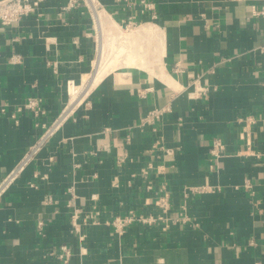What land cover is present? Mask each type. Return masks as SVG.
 Wrapping results in <instances>:
<instances>
[{
    "label": "crops",
    "instance_id": "1",
    "mask_svg": "<svg viewBox=\"0 0 264 264\" xmlns=\"http://www.w3.org/2000/svg\"><path fill=\"white\" fill-rule=\"evenodd\" d=\"M68 1L44 0L40 12L0 24V179L41 121L66 108L68 82L84 86L94 70L90 11ZM97 1L105 24L136 23L123 40L105 41L103 55L117 67L4 196L0 264H264V15L256 12L264 1ZM31 99L40 117L19 110ZM154 108L162 117L143 123ZM216 138L225 146L219 158ZM157 139L173 153L154 150ZM148 166L154 174L145 176ZM163 187L170 215L185 207V222L116 230L113 220L131 210L160 214ZM189 187L203 192L185 200Z\"/></svg>",
    "mask_w": 264,
    "mask_h": 264
},
{
    "label": "built area",
    "instance_id": "2",
    "mask_svg": "<svg viewBox=\"0 0 264 264\" xmlns=\"http://www.w3.org/2000/svg\"><path fill=\"white\" fill-rule=\"evenodd\" d=\"M43 1L44 0H0V24L4 26H12L16 23H19L24 17L28 15L40 12ZM144 4L146 7L151 8V4ZM81 5H84L90 11L91 17L93 19V26L98 41L97 59L103 56L105 47L104 43L106 40H112L114 38L117 40H123L125 36L122 31H127L130 26L135 25L136 23V20L134 18H129L128 20H124L123 24H117L114 21L111 22L112 24H105L103 12H100L102 10V6H100L97 0H69L67 8L72 9ZM256 12L264 15V6ZM116 26H118L119 29H115ZM88 83L89 81H86L84 86H78L72 81L68 82V93L70 100L66 108H64L62 112L57 115L56 118L50 124H46L45 122L41 121L40 125L42 126L43 131L41 132L39 137L26 151V153L18 162V164L0 179V205L7 191L11 188L12 184L19 178L21 173L33 161L36 155L44 148L46 143L62 128L64 122L70 119L72 115H74L77 106L79 107V105L86 101L88 93L85 95V93L83 94V92L84 88L88 85ZM74 85L79 87L76 93L78 94V96H81L82 99L80 100H77L73 97L71 87ZM22 108H31L32 110H34L35 115L38 117H40L44 113V111L38 107L35 100L32 99L26 102L24 106L19 107V110H22ZM164 111V108H154L145 116L143 123L154 124L162 117ZM12 117L17 122L16 115L13 114ZM224 147L225 146L223 142L220 139L216 138L211 147V153L216 158H219L224 153ZM153 149H160L168 155L173 153L172 148H165L163 146L162 139H157L154 142ZM156 171L157 173H161L163 171V168L158 167ZM142 173L145 176H150L154 174V172H152L151 166L144 168L142 170ZM162 191L163 193L154 200V204L161 212L160 214L156 216H145L142 214L139 215L136 211L131 210L125 216L116 217L113 220L112 225L116 228L118 232L124 233L129 225L135 224L137 221L146 223L150 226H153L157 221H164L165 229H167L168 226L173 222H185L187 219L186 208L181 206L183 212H181L179 218L171 216L170 214L172 213L173 206L170 198V193L168 192V190H166L165 187L162 188ZM202 192L203 188L201 187L185 188L183 197L185 200H188L192 194ZM71 256V248L69 246L64 245L62 247V253L60 255V258L65 263H68Z\"/></svg>",
    "mask_w": 264,
    "mask_h": 264
},
{
    "label": "bare ground",
    "instance_id": "3",
    "mask_svg": "<svg viewBox=\"0 0 264 264\" xmlns=\"http://www.w3.org/2000/svg\"><path fill=\"white\" fill-rule=\"evenodd\" d=\"M143 46V45H142ZM118 55V54H117ZM115 59L110 58V56L103 55L101 58L95 60L92 64L94 67V71L90 72L89 74L85 75V81H89L88 85L84 88L85 95L89 92L90 88L95 85L101 77L104 75V73H108L111 69H114L117 67ZM109 70V71H108ZM108 71V72H107ZM78 86L74 85L71 87V92L73 93V97L77 100L82 99L81 96H78L76 93L78 90Z\"/></svg>",
    "mask_w": 264,
    "mask_h": 264
}]
</instances>
